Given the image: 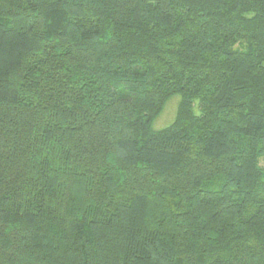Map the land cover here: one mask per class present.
I'll return each mask as SVG.
<instances>
[{"label":"trees","instance_id":"16d2710c","mask_svg":"<svg viewBox=\"0 0 264 264\" xmlns=\"http://www.w3.org/2000/svg\"><path fill=\"white\" fill-rule=\"evenodd\" d=\"M0 264H264V0H0Z\"/></svg>","mask_w":264,"mask_h":264},{"label":"rangeland","instance_id":"374dc122","mask_svg":"<svg viewBox=\"0 0 264 264\" xmlns=\"http://www.w3.org/2000/svg\"><path fill=\"white\" fill-rule=\"evenodd\" d=\"M180 100H181V96L176 95L167 103L164 111L155 120L153 124L154 130L164 129L170 126L174 122Z\"/></svg>","mask_w":264,"mask_h":264}]
</instances>
